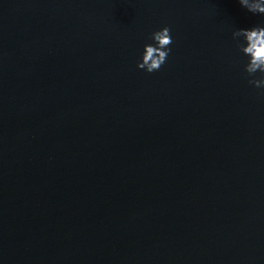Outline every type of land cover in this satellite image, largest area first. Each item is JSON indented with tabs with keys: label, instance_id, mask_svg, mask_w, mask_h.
<instances>
[{
	"label": "water",
	"instance_id": "water-1",
	"mask_svg": "<svg viewBox=\"0 0 264 264\" xmlns=\"http://www.w3.org/2000/svg\"><path fill=\"white\" fill-rule=\"evenodd\" d=\"M253 26L239 0H0V264H264Z\"/></svg>",
	"mask_w": 264,
	"mask_h": 264
},
{
	"label": "clouds",
	"instance_id": "clouds-1",
	"mask_svg": "<svg viewBox=\"0 0 264 264\" xmlns=\"http://www.w3.org/2000/svg\"><path fill=\"white\" fill-rule=\"evenodd\" d=\"M242 7L252 14L264 15V0H239ZM233 39L243 38L244 43L238 41V48L248 57L244 70L249 77H254L257 72L260 78L250 79L249 84L256 88L264 89V26H253L251 29H237L232 33ZM151 39L155 44H148L144 47L142 61L137 67L148 73L159 71L166 62L171 51L172 44L170 29L164 27L152 33Z\"/></svg>",
	"mask_w": 264,
	"mask_h": 264
}]
</instances>
